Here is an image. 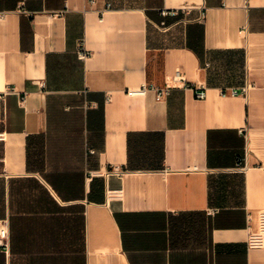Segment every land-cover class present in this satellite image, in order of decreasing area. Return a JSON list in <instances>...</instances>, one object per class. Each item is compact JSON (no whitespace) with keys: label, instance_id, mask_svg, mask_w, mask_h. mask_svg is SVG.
<instances>
[{"label":"crops","instance_id":"crops-1","mask_svg":"<svg viewBox=\"0 0 264 264\" xmlns=\"http://www.w3.org/2000/svg\"><path fill=\"white\" fill-rule=\"evenodd\" d=\"M89 1L0 0V264H264V0Z\"/></svg>","mask_w":264,"mask_h":264},{"label":"built area","instance_id":"built-area-1","mask_svg":"<svg viewBox=\"0 0 264 264\" xmlns=\"http://www.w3.org/2000/svg\"><path fill=\"white\" fill-rule=\"evenodd\" d=\"M91 4L95 3V0L89 1ZM111 7V3H105L104 7L99 9L98 11L102 14L105 10ZM159 14L161 20L156 25L159 30H165L168 25L166 22V18L170 16H177L178 10L177 9H170V8H162L159 10ZM204 14L201 12L199 19L202 21ZM77 58L80 60H84L88 57L89 52L85 49V46L82 41H80L77 45L76 50ZM210 66L209 62L204 63V67L208 68ZM174 84H181L182 86H188V82L185 80L184 76L179 72H175L173 76L166 81L162 86H158L149 82H142L139 86L135 88H127L126 93L130 96L135 95H144L149 90L155 92L156 100H160L166 97L169 94L170 88ZM246 86H242L240 89L237 88H224L221 89L222 94H229V95H237L239 93H245ZM195 96L199 99H203L205 97V90L204 87L200 88L196 93ZM239 133L244 134V130L240 129ZM0 140H3V134L0 133ZM93 152V150H90ZM237 166L239 169H243L241 160L238 161ZM111 170L113 172H120L118 166H112ZM92 175V173H90ZM7 237V232L4 228H0V246H5V239ZM246 247L249 249H261L264 248V210H261L256 215V223L253 228H250L247 237H246Z\"/></svg>","mask_w":264,"mask_h":264},{"label":"rangeland","instance_id":"rangeland-1","mask_svg":"<svg viewBox=\"0 0 264 264\" xmlns=\"http://www.w3.org/2000/svg\"><path fill=\"white\" fill-rule=\"evenodd\" d=\"M156 67L157 69L155 70V75L158 76V65Z\"/></svg>","mask_w":264,"mask_h":264}]
</instances>
